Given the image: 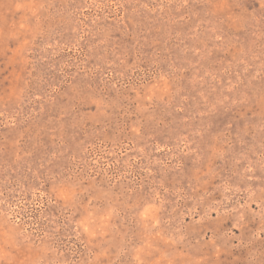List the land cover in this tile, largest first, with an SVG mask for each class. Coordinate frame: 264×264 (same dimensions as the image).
I'll return each instance as SVG.
<instances>
[{
	"label": "rangeland",
	"instance_id": "rangeland-1",
	"mask_svg": "<svg viewBox=\"0 0 264 264\" xmlns=\"http://www.w3.org/2000/svg\"><path fill=\"white\" fill-rule=\"evenodd\" d=\"M0 264H264V0H0Z\"/></svg>",
	"mask_w": 264,
	"mask_h": 264
}]
</instances>
